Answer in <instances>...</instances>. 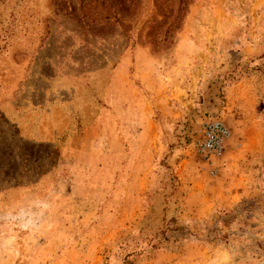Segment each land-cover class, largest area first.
Instances as JSON below:
<instances>
[{
  "label": "rangeland",
  "instance_id": "1",
  "mask_svg": "<svg viewBox=\"0 0 264 264\" xmlns=\"http://www.w3.org/2000/svg\"><path fill=\"white\" fill-rule=\"evenodd\" d=\"M0 209V264H264V0H0Z\"/></svg>",
  "mask_w": 264,
  "mask_h": 264
},
{
  "label": "crops",
  "instance_id": "2",
  "mask_svg": "<svg viewBox=\"0 0 264 264\" xmlns=\"http://www.w3.org/2000/svg\"><path fill=\"white\" fill-rule=\"evenodd\" d=\"M18 138L22 142L25 141V142H29L30 144H33L34 147H36L37 145H42V144H50L49 142H45V141H40V140L35 141V140L25 139V138L21 137L20 135L18 136ZM52 149H53V147H52ZM53 153H55V149H53ZM44 176L45 175H43L41 178L35 180L32 183L19 186L20 189H22L21 193H20L19 201H17L15 204H12L13 206H11V208H7L4 211V216H5L4 218H9L13 221V223L16 222V224H17V225L14 224L12 229L20 226V224L24 218H26V220L28 221L27 226L32 227L31 221L33 219H35V217H37V216L42 217L44 215V213L48 214V215H44V216H49L48 218H50V219H52V218L55 219L56 217L59 218L58 215L53 216L52 214L47 213V211H44L43 208L45 209V207L41 203V201L48 203V202H58V201L59 202H61V201L67 202L70 200V198H69L70 195H68V198H69L68 199V198H66V195L56 193V189H54L55 185L59 184V180H58V178H59V165H57V167L53 166L51 171H49V173L46 174V177H45L48 180H50V182H51V192L46 193V194H39L38 192H36V188H37V186H39L41 184V180L43 179ZM13 188H17V186H14ZM13 188L6 189L3 191V193H5L6 191H11ZM39 208H41L42 210ZM53 212L54 211H51V213H53ZM65 213H67L68 216H70L69 215L70 211H67ZM66 220L67 221L64 223L63 226L69 225V220L68 219H66ZM54 226L56 227V225H54ZM60 227H62V226H57V228H60ZM57 230L58 229H55V232H57Z\"/></svg>",
  "mask_w": 264,
  "mask_h": 264
},
{
  "label": "built area",
  "instance_id": "3",
  "mask_svg": "<svg viewBox=\"0 0 264 264\" xmlns=\"http://www.w3.org/2000/svg\"><path fill=\"white\" fill-rule=\"evenodd\" d=\"M231 137V130L223 121L209 120L202 124L195 151L210 168L211 174L216 171L215 162L222 159Z\"/></svg>",
  "mask_w": 264,
  "mask_h": 264
}]
</instances>
